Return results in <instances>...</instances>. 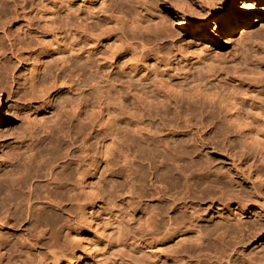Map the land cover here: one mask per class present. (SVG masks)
<instances>
[{"label":"rangeland","instance_id":"obj_1","mask_svg":"<svg viewBox=\"0 0 264 264\" xmlns=\"http://www.w3.org/2000/svg\"><path fill=\"white\" fill-rule=\"evenodd\" d=\"M22 1L28 47L19 64L11 61L13 94L0 93L7 115L0 118V264H22L17 250L27 256L23 264H35L13 204L28 185L42 197L50 169L59 177L66 164L71 195H55L70 206L69 229L66 235L58 211L47 221L44 242L58 238V260L42 264H246V241L224 226L246 224V206L218 209L209 185L177 201L187 212L182 218L169 215V201L156 193L168 188L164 151L183 149V121L204 119V147L192 148L209 170L229 175L233 195L246 197V179L233 176L229 154L246 167L238 158L246 140L236 138L230 150L211 144L236 136L228 108L246 120V107L264 100V0H235L246 22L220 34L212 10L226 0ZM204 21L208 31L200 34L196 25ZM159 123L169 131L153 145L148 129ZM56 131L59 145L49 137ZM174 182L171 193L183 197L182 181ZM263 243L249 244L251 257Z\"/></svg>","mask_w":264,"mask_h":264},{"label":"bare ground","instance_id":"obj_2","mask_svg":"<svg viewBox=\"0 0 264 264\" xmlns=\"http://www.w3.org/2000/svg\"><path fill=\"white\" fill-rule=\"evenodd\" d=\"M239 1H242L243 3L245 0ZM235 4V0H226L224 4L212 10V25L214 27V32L220 34L224 31H232L239 26L241 22L240 20L246 22L245 15L236 13ZM119 7L122 8L123 6L121 5ZM25 11L26 7L24 6L22 0H19L18 4L14 2L10 5H0V13H2L1 15L3 16L0 17V93L7 92L9 95L13 94V89L17 82L13 74V66H11V61L14 60L17 62V64H19L20 58L22 56L21 51H24L28 47V42L26 40L27 33L24 31L26 28V24H24ZM207 24L208 21H204L196 25V29L200 34H205L208 31ZM232 111V108L227 109V112L230 113V117H232V123L235 125V138L221 136L220 140L216 138L215 142H212L211 145L215 146L217 144L216 146H219L221 142H223L222 144H225L223 145V148H225V150H230L233 143H235L234 141L236 138L239 140H246V154L238 156V158L241 160V164L246 163V167L245 165L244 167L242 166L243 168H246V174L244 173V169L236 164V162L238 163L239 161H237V155L232 151L229 152L230 156L232 157L231 170L234 171V175H232L239 179H246V197H243V195V198L239 197L238 194L242 193V191H239L240 189H237L239 192L234 191L237 193H235L236 195H233L232 191L235 188V185L233 184L234 182H232L229 175H227L226 172L225 174L219 171L209 170L211 168L208 167V169L203 165L204 163L202 164L200 162L198 159L199 153H196V151L192 148L191 143L198 146V148L204 147V139H202L203 135L200 133V131L202 132L203 130L199 129L200 125L206 123V120L204 119H185L182 124L184 131L181 133V136L183 135L184 138L182 141L183 149L181 151H177L175 149L169 148L164 151V163H161V165L165 170H167V176H165L164 180L168 188L162 187L160 190L158 189L159 191L156 193V196L160 194L161 197L165 199V201H169L168 204L165 202L167 204L166 206H168L165 208L170 209V212L168 211L169 215L170 213L177 214L182 218L187 212L185 211L186 213L184 214V212L181 211L183 210V207H179L178 205L181 203L179 204L177 201H184V199L189 198L190 195H193L197 189L200 190L203 187L207 188L209 185H211L210 187L213 188L212 194L209 193L211 195L210 198L218 202V209H225L233 203L238 204L240 207L246 206V224L227 223L226 225H223L228 228V230H233V234H236L235 232H237L240 242L246 241V264H264V243L261 245L260 250H258L259 253L257 255L254 254V256L251 257V254L248 251V246L250 243L257 240H263L264 238V143L262 142V139L264 138V100L251 102L246 107V120H242V117L237 114V111L233 113ZM0 118L5 119L7 118V115L0 114ZM162 124L159 123V129L156 127L153 129H148L153 145L159 143V135H161L163 132L169 131V129L165 127V124ZM214 128V125L208 130L205 128L206 132L204 135L214 130ZM59 134H61L59 131H56L55 133H49V137L52 139L54 145L63 143V138ZM46 146L47 149L53 151L54 148L51 146V144L47 143ZM68 156V154H65V157ZM176 160L177 162H175ZM64 167L65 168L63 171H61L62 174L59 177L53 173L52 169H50V174H52L50 183H48L46 186L47 189L42 197L34 193L31 185H28L26 193H24L23 196H18V194L16 195L17 197L15 196L16 201L14 202L13 206H15L17 209L18 216L23 218V226H26L24 230L27 238L24 239V246L27 249L33 251L35 254V264H42L46 262L47 259L58 260L57 253L55 252V244H57L58 238L56 236L51 237L52 243L44 242L45 235L49 231L46 229L47 221L53 219L56 211L64 216L63 222L66 235L69 229L70 206L68 202L64 205H61V201L55 195V193L59 191L64 194L66 199L69 197V195H71L70 190H65L66 184L69 181L68 174L65 172L69 169L70 164H66ZM156 167L157 166L154 164L151 165V180L153 179L154 181L152 182L154 183L157 182L158 179ZM86 172L88 173V171ZM77 175L80 177L79 175H81V173H78ZM189 179H194L192 185L195 184L196 187L188 184ZM82 180L80 177L76 182L81 183L80 181ZM179 180L182 181V187L184 189V192L182 193L183 197H180L179 193H171V186L175 184L174 181ZM255 180L258 184H256ZM41 198L45 199L46 202L42 204L38 202ZM167 219L168 222L166 223V226L167 228H171L172 217ZM7 221L8 220H5L4 223H7ZM194 229L198 231L197 228ZM66 237L67 236L64 238ZM237 240L239 241V239ZM20 248L22 249V247ZM43 248L47 249L46 253L41 251ZM17 253V260L22 262V264L25 263L27 256H23L21 250H17ZM22 257H24L25 260H22ZM227 260L228 259H226V261ZM227 264L232 263L230 262Z\"/></svg>","mask_w":264,"mask_h":264}]
</instances>
